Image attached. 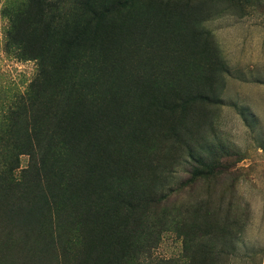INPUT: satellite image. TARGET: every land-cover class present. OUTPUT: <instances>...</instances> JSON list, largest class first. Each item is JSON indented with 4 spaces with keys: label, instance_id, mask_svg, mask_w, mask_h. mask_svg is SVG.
<instances>
[{
    "label": "rangeland",
    "instance_id": "1",
    "mask_svg": "<svg viewBox=\"0 0 264 264\" xmlns=\"http://www.w3.org/2000/svg\"><path fill=\"white\" fill-rule=\"evenodd\" d=\"M26 1L0 0V174L35 146L0 175V264H264V0H44L15 29L48 77L6 47ZM62 133L77 158L41 164Z\"/></svg>",
    "mask_w": 264,
    "mask_h": 264
},
{
    "label": "trees",
    "instance_id": "2",
    "mask_svg": "<svg viewBox=\"0 0 264 264\" xmlns=\"http://www.w3.org/2000/svg\"><path fill=\"white\" fill-rule=\"evenodd\" d=\"M44 5H45L44 0H27L23 6L24 8L23 7L21 9L19 8L17 11L14 12V14H12L10 31L8 32L7 39H6V47L7 48L12 47L14 51L16 52H21V53L25 52L26 54H29L32 59L38 60V72H39L38 74L48 77L47 65L45 64L46 62L45 49L49 45V43H51L50 41H48L49 35H45V40H44L43 36L35 38L32 36V33L22 34V33H18L17 30L15 29V28L22 29V27H25L28 24L27 17H28V12L31 9L33 8L40 9L42 7L44 10ZM85 6H87V3H85ZM51 19H49L47 23L44 24L45 26L44 29H45L46 34L47 33L50 34V32L54 29L53 27L54 24ZM73 27H75V24H73ZM58 36L59 38L56 40L54 45L59 51H62L64 47L69 48V47H72L73 45L75 46L79 38V36L77 35V33L75 32L73 28L70 31H66V30L62 31ZM34 42H36V44H34ZM36 83L37 82H34L31 86L28 87L26 94L23 96V98H20L21 102L18 103V107L23 103H25L24 106L27 107V105L29 104L28 102H30L31 97L38 96L37 94L40 91L36 92V88H35ZM25 96L26 98H24ZM196 100H204V97L203 98L202 97H192L188 99V101H196ZM26 102H27V105H26ZM47 113L48 111L46 110V108H44V105H43L40 107V110L38 111L37 115H39V117L46 116ZM60 116H62V114H60ZM29 119L32 123L35 122V120L33 119V115L29 116ZM33 132L34 130L30 132V134H32L31 136L32 143L33 141L35 142V139H34L35 135L33 134ZM67 139H68L67 133L60 134L58 143L56 142V144L59 146V149L62 150V152L64 153H57V154L53 153V156L52 155L46 156V154H43L41 157H39V161H41V164H43L44 162H49L50 165L51 163H53V167H54V163H56V161L58 160L62 159L63 161H66L69 159L71 162L72 161L71 158L73 157L77 158L76 152H73L74 150L73 145L70 142H67ZM31 140L29 139L30 143H31ZM34 147H35L34 145H30L26 142L23 145L22 144L16 145L15 147L16 155H15V159H14V163H13V167L11 168V171L9 170V173L7 172V175L4 174L3 172H1L0 174L4 178L3 180L9 181L10 185L18 186L17 184L18 182H16L17 177L13 175V171L18 168L17 166L18 156L22 154H26V153L27 155L35 156V150H33ZM51 158H53V161L50 160ZM48 168H51V167L49 166Z\"/></svg>",
    "mask_w": 264,
    "mask_h": 264
}]
</instances>
